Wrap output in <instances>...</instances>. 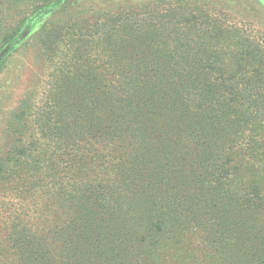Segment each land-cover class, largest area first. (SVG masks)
Masks as SVG:
<instances>
[{
    "label": "rangeland",
    "instance_id": "rangeland-1",
    "mask_svg": "<svg viewBox=\"0 0 264 264\" xmlns=\"http://www.w3.org/2000/svg\"><path fill=\"white\" fill-rule=\"evenodd\" d=\"M29 20L17 47L0 50V264H228L226 255L214 252L217 244L207 242L220 231L219 213L202 204L204 195L184 188L193 179L192 163L178 162L192 145L177 132L187 93L205 85L204 70L216 66L205 63L207 57L228 51L234 41L264 50V0H0V38ZM70 82L98 92L114 85L129 115L103 124L101 133H84L73 121L89 112L90 97L69 113L82 97ZM199 118L196 110L195 126ZM104 133L124 142L101 141ZM143 143L149 159L165 158L140 163L137 146ZM29 164L41 171L28 179L22 171ZM137 165L158 167L159 178L169 182L155 193L156 207L170 217L168 237L170 227L182 223L191 244L184 262L171 240L164 248L138 240L147 228L134 207L139 188L108 181ZM73 180L76 187L64 186ZM113 194L129 200L121 213L105 208L113 207ZM225 208L229 219L231 207ZM121 233L134 235L131 243ZM108 234L118 240L106 253Z\"/></svg>",
    "mask_w": 264,
    "mask_h": 264
},
{
    "label": "trees",
    "instance_id": "trees-1",
    "mask_svg": "<svg viewBox=\"0 0 264 264\" xmlns=\"http://www.w3.org/2000/svg\"><path fill=\"white\" fill-rule=\"evenodd\" d=\"M59 2L61 0H54L55 5H59ZM31 23L29 20L23 28L20 29L18 26L4 34L0 38V50H4L5 47L8 50L15 49L22 40V30L29 29ZM238 42L229 43L228 51L207 57L205 63L216 66L209 71L204 70L202 76L205 85L199 86L196 90L192 89V95L187 93V113L183 117V125L180 122L175 125V129L182 125V131L177 133L184 136L181 137L182 140L185 144H191L192 148H187L182 159L177 162L192 163L188 172L192 174L193 179L184 185V188H191L192 192H189L191 195H204L202 204L211 211L216 210L219 219L222 220L218 224L220 231L216 239L207 241L212 246L217 244L214 252L226 255L227 260L224 262L228 264L242 261H247L248 264H264V50H260L252 41ZM4 57L5 55L1 53L0 66ZM208 78L219 80L218 85L208 83ZM68 88L74 93L81 91L82 96L72 104L69 109L71 114L80 110L86 97H90L89 112H83L82 119L73 121L82 123L81 130L84 133L87 131L101 133L103 124L119 119L126 113L129 115L121 95L114 90V85H106L101 92L90 85L83 87L76 85L75 82H70ZM182 92H185L184 88ZM196 110L200 116L197 126ZM134 115L132 112L130 117L136 119ZM167 124L172 127L169 122ZM104 136L101 141L110 144L124 142L119 143L118 139H114L113 133H104ZM143 144L142 148L137 146L140 163H156L155 161L165 158L164 155L160 158L154 155L155 160L149 159L146 145ZM155 144L159 145L158 142ZM160 153H163V150ZM169 156L173 160L176 159L172 153H169ZM259 163L263 164L262 167H258ZM31 167L32 164H29L28 169L24 167L23 177L28 176L29 179L31 174L41 171L38 166L34 169ZM130 168L135 169L137 173L131 169H121L115 173L116 179L109 178L108 181L111 183L120 181L126 188L130 184H135L139 188L141 198L134 202V207L147 228L138 240L148 239L152 245L161 244L163 248L171 240V244L177 248V257H181L183 253L188 256V246L191 244L187 242L186 235L181 233L182 223L178 224V227L177 225L170 227L173 231L168 237L166 226L170 217H166L161 213V209L156 207L155 193L164 187L169 188V182L162 181L158 176L162 171H156L158 167L152 165H137ZM136 176L139 177V183L135 181ZM64 184L70 189L76 187L74 180L70 183L71 187L67 182ZM58 186H63V183H59ZM172 188H175V185ZM184 188L171 193L175 195L184 192ZM58 192L61 193L59 190ZM22 193L23 191L20 192ZM150 197L154 203L150 201ZM112 199L113 207L105 206L111 209L112 214L121 213L129 203L127 198L117 197L116 194L112 195ZM164 199L167 202L171 200L166 197ZM243 203L245 204L242 205ZM225 207H231L230 218L237 217L235 221L225 218L228 210ZM238 207L241 209L238 210ZM239 213H242L241 219H238ZM132 215L133 212L129 214L130 217ZM124 234L121 233L122 241L131 243L129 238L134 235L127 238V234ZM113 236L108 234L102 243L106 253L111 250L108 246L117 238L114 236L113 239ZM14 239L10 235L11 243ZM100 256L103 257L104 254L101 253ZM185 260L186 256H182V261ZM142 263L146 264V261L142 259L141 262H137Z\"/></svg>",
    "mask_w": 264,
    "mask_h": 264
}]
</instances>
